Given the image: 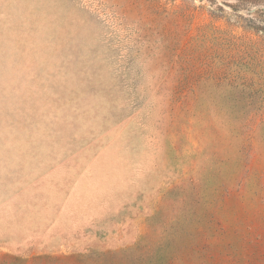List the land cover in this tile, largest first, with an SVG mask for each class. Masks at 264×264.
<instances>
[{"label": "rangeland", "instance_id": "obj_1", "mask_svg": "<svg viewBox=\"0 0 264 264\" xmlns=\"http://www.w3.org/2000/svg\"><path fill=\"white\" fill-rule=\"evenodd\" d=\"M28 196L0 264H264V0H0V200Z\"/></svg>", "mask_w": 264, "mask_h": 264}, {"label": "crops", "instance_id": "obj_2", "mask_svg": "<svg viewBox=\"0 0 264 264\" xmlns=\"http://www.w3.org/2000/svg\"><path fill=\"white\" fill-rule=\"evenodd\" d=\"M0 250V259L30 260L29 196L0 200Z\"/></svg>", "mask_w": 264, "mask_h": 264}]
</instances>
